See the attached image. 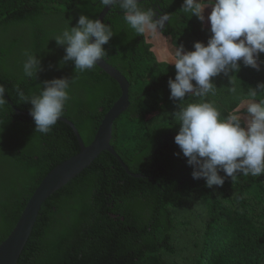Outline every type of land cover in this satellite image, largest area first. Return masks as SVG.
<instances>
[{
    "label": "trees",
    "instance_id": "16d2710c",
    "mask_svg": "<svg viewBox=\"0 0 264 264\" xmlns=\"http://www.w3.org/2000/svg\"><path fill=\"white\" fill-rule=\"evenodd\" d=\"M180 1V0H177ZM142 7L152 8L143 1ZM171 15L161 30L177 48L207 43L210 26L196 28L180 9L158 2ZM87 0H0V243L11 233L42 179L59 163L80 151L71 126L58 120L47 134L35 131L29 102L17 95L38 93L45 80H74L63 117L90 144L105 114L121 96L118 82L97 65L75 71L62 63L63 46L53 38L81 14L96 19ZM183 22V23H181ZM105 24L114 35L103 47L105 59L130 81L131 104L115 122L112 144L133 173L103 151L93 163L43 204L32 235L17 264H264V174H238L223 187L192 178L174 142L180 124L179 105L200 102L170 98L169 78L175 67L161 61L144 34H137L114 8ZM196 38L193 40V38ZM25 52L37 55L41 70L26 77ZM259 69L243 65L237 72L213 78L214 93L205 98L221 118L243 102L249 90L264 84V53ZM236 91L232 92L231 89ZM264 98L258 90L257 100ZM221 175L223 173L221 172Z\"/></svg>",
    "mask_w": 264,
    "mask_h": 264
},
{
    "label": "clouds",
    "instance_id": "9594fccd",
    "mask_svg": "<svg viewBox=\"0 0 264 264\" xmlns=\"http://www.w3.org/2000/svg\"><path fill=\"white\" fill-rule=\"evenodd\" d=\"M99 4L123 10L124 21L137 34L155 35L170 19L167 13L155 18L154 10L142 7L141 0H99ZM181 7L201 21L210 7L207 20L211 35L206 44L194 42L192 50L185 51L179 45L171 58L176 72L175 78L168 80L170 98H202L179 105L176 119L180 128L174 142L192 166V178H203L209 188L223 187L226 178L234 181L238 174L259 177L264 174V98L256 97L258 90L264 91V84L249 90V101L243 109L237 107L223 118L205 98L215 91L213 78L239 71V62L259 69L257 60L264 53V0H183ZM67 21V26L53 37L64 47L62 63L73 61L76 72L95 68L107 54L103 45L114 35L112 26L84 14L75 26L70 27ZM25 57L24 75L36 78L40 59L31 52H25ZM73 82L67 77L45 80L39 92L31 95L17 87L20 100L32 106L35 131L47 134L52 130L71 99ZM4 93L5 87L0 84V106L6 102Z\"/></svg>",
    "mask_w": 264,
    "mask_h": 264
},
{
    "label": "water",
    "instance_id": "95a60500",
    "mask_svg": "<svg viewBox=\"0 0 264 264\" xmlns=\"http://www.w3.org/2000/svg\"><path fill=\"white\" fill-rule=\"evenodd\" d=\"M110 7L111 6L103 7L97 19H100L104 23L105 18L110 11ZM167 22L168 21L165 23ZM97 66L118 82L121 88V96L105 114L97 129L95 137L90 144L85 143L78 128L71 120L63 116L58 119L64 121L73 128L80 145V151L56 165L36 187L22 211L15 227L8 237L0 243V264L18 263L20 256L32 235L35 223L44 202L51 195L73 180L84 169L90 166L103 151H108L114 155L126 172L131 176L136 178L144 177L143 174L133 173L129 169L128 165L123 161L111 142L116 120L128 110L131 104V83L128 78L117 67L109 63L107 59L101 58L98 61Z\"/></svg>",
    "mask_w": 264,
    "mask_h": 264
},
{
    "label": "crops",
    "instance_id": "0c3cea01",
    "mask_svg": "<svg viewBox=\"0 0 264 264\" xmlns=\"http://www.w3.org/2000/svg\"><path fill=\"white\" fill-rule=\"evenodd\" d=\"M205 2V0H204ZM205 27V26H204ZM146 39L152 44L153 51L158 55L161 54V57H165V59H160L161 61L169 62L173 57L172 53V46L175 47L172 43V39L169 35L164 34L162 31H159L157 34L153 35L150 32L145 33ZM176 48V47H175ZM172 55V57H170ZM172 64V63H171Z\"/></svg>",
    "mask_w": 264,
    "mask_h": 264
},
{
    "label": "rangeland",
    "instance_id": "374dc122",
    "mask_svg": "<svg viewBox=\"0 0 264 264\" xmlns=\"http://www.w3.org/2000/svg\"><path fill=\"white\" fill-rule=\"evenodd\" d=\"M166 2L168 3V7H169V8L172 7V8L180 9V12H185V11L183 10V8L181 7V6H182V3H183V0H180V1H177V0H166ZM206 2H207V0H205V3H206ZM210 10H211L210 7H208V8L205 9V11H204L205 20H204V21L199 20L195 15L191 16V14L188 13V12H185V13L189 14V17H191V19H192V23L194 24V26H195L196 28L201 27V24L207 28V27L210 26V23H209L208 20H207V16H208ZM181 23H183V22H181ZM5 37H6V36L3 35L2 37H0V39H1V40H2V39H3V40H7V38H5ZM192 38H193V40L196 39V38H194V37H192ZM196 41H197V39H196ZM196 41H195V42H196ZM190 45H191V46H188V47H189V48H193L194 43H192V44H190ZM153 47H154V44H153ZM171 50H172V53H171V54L174 55V52H175L176 48L172 46V49H171ZM172 55H170V57H172ZM157 56H158V58H160V59H165L164 56L161 57V54H160V53H159ZM247 102H248V101L243 102L239 107H241V109H243L244 105H246Z\"/></svg>",
    "mask_w": 264,
    "mask_h": 264
},
{
    "label": "flooded vegetation",
    "instance_id": "af4514ba",
    "mask_svg": "<svg viewBox=\"0 0 264 264\" xmlns=\"http://www.w3.org/2000/svg\"><path fill=\"white\" fill-rule=\"evenodd\" d=\"M87 1L91 2L94 5L93 6L94 9H97L96 3H98L99 0H87ZM143 1L152 3V9L156 13V17L161 16L162 13H163V15L165 13H167L169 15L170 19H169V21L167 23H165V26H164V28H166L171 22V15L169 14V12L166 10L165 7H163L161 4H158V2H162V1H165V0H143ZM143 1H141V2H143ZM98 15H99V13H98Z\"/></svg>",
    "mask_w": 264,
    "mask_h": 264
}]
</instances>
